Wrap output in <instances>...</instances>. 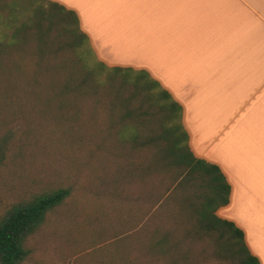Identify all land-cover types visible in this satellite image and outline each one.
Returning a JSON list of instances; mask_svg holds the SVG:
<instances>
[{
	"label": "trees",
	"instance_id": "1",
	"mask_svg": "<svg viewBox=\"0 0 264 264\" xmlns=\"http://www.w3.org/2000/svg\"><path fill=\"white\" fill-rule=\"evenodd\" d=\"M0 98L21 114L39 103L33 109L50 115L69 145L98 155L109 187L171 179L142 214L135 204L131 232L114 240L109 260L94 264H193V244L183 243L204 232L233 264H259L243 231L216 213L229 204L231 185L217 165L194 155L182 105L147 71L100 61L74 10L53 0H0ZM89 107L103 119L83 110ZM96 127L103 133L95 137ZM107 159L120 165L111 177ZM71 198L70 187L52 189L0 216V264H22L28 239Z\"/></svg>",
	"mask_w": 264,
	"mask_h": 264
},
{
	"label": "crops",
	"instance_id": "2",
	"mask_svg": "<svg viewBox=\"0 0 264 264\" xmlns=\"http://www.w3.org/2000/svg\"><path fill=\"white\" fill-rule=\"evenodd\" d=\"M53 1L100 61L147 71L182 105L194 155L231 185L217 215L264 264V0Z\"/></svg>",
	"mask_w": 264,
	"mask_h": 264
},
{
	"label": "rangeland",
	"instance_id": "3",
	"mask_svg": "<svg viewBox=\"0 0 264 264\" xmlns=\"http://www.w3.org/2000/svg\"><path fill=\"white\" fill-rule=\"evenodd\" d=\"M38 106L28 102L26 113L21 114L0 98V216L11 206L52 189L70 187L72 198L50 214L28 239L29 254L22 264H94L109 260L114 240L131 232L136 223L131 221L135 204L142 214V208L165 195L171 179L138 181L133 186L105 185L96 164L98 155L90 156L69 145L50 115L41 116L33 109ZM83 110L94 111L90 107ZM94 112L103 119L101 112ZM100 133L103 130L98 127L90 129L91 135ZM134 157L142 160L144 156ZM106 163L111 177L120 165L114 159ZM137 196L139 201H131ZM181 220L185 222V218ZM177 228L182 237L183 226ZM198 239L183 243L193 244V264L234 263L217 253L218 242L205 232Z\"/></svg>",
	"mask_w": 264,
	"mask_h": 264
}]
</instances>
